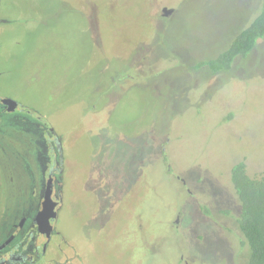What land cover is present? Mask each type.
I'll return each instance as SVG.
<instances>
[{
  "label": "rangeland",
  "instance_id": "rangeland-1",
  "mask_svg": "<svg viewBox=\"0 0 264 264\" xmlns=\"http://www.w3.org/2000/svg\"><path fill=\"white\" fill-rule=\"evenodd\" d=\"M260 4L0 0V100L18 103L0 113V241L54 167L36 264H246L229 174L264 173V37L227 71L195 65Z\"/></svg>",
  "mask_w": 264,
  "mask_h": 264
},
{
  "label": "trees",
  "instance_id": "trees-1",
  "mask_svg": "<svg viewBox=\"0 0 264 264\" xmlns=\"http://www.w3.org/2000/svg\"><path fill=\"white\" fill-rule=\"evenodd\" d=\"M263 37L264 0H261L257 15L232 39L227 48L216 58L197 62L195 68L206 66L212 73L227 71L237 57L245 58ZM229 179L239 204L236 226L249 246L246 264H264V173L249 175L245 162L241 161L231 167Z\"/></svg>",
  "mask_w": 264,
  "mask_h": 264
},
{
  "label": "flooded vegetation",
  "instance_id": "flooded-vegetation-1",
  "mask_svg": "<svg viewBox=\"0 0 264 264\" xmlns=\"http://www.w3.org/2000/svg\"><path fill=\"white\" fill-rule=\"evenodd\" d=\"M164 8V7H163ZM162 8V9H163ZM162 14H163V10ZM173 11L171 9V14ZM164 15V14H163ZM2 19H0L1 21ZM9 105L2 103L0 100V113L1 114H13L15 110L18 108V103L12 109H9ZM22 108V107H21ZM50 161H45L44 166L48 164ZM56 169L50 168L45 172V184L40 193V198L38 202H34L32 204L27 205H18L15 204L13 207V217L11 218L12 224L8 230L4 233V238L0 241V264H36L37 260L41 259L45 254L47 249V245L49 243V239H47L45 233L39 232V226L37 221V212L42 208L41 204H43L44 200V191L49 177L52 178L53 172L55 173ZM52 173V174H51ZM52 187H53V178H52ZM223 190V195L225 201L222 203L225 206H231L233 201L230 199L231 195L225 188H221ZM226 190V191H225ZM42 197V202L40 201ZM57 203V201H55ZM212 204H219L216 201L212 200ZM36 205V206H34ZM56 205V204H55ZM55 206L53 207L55 214ZM11 209V210H12ZM200 212V211H199ZM202 213V212H201ZM207 215V214H206ZM57 216V214H56ZM50 219V224L52 227V233L54 232V221L56 219ZM3 217V216H2ZM2 218H0L1 220Z\"/></svg>",
  "mask_w": 264,
  "mask_h": 264
},
{
  "label": "water",
  "instance_id": "water-1",
  "mask_svg": "<svg viewBox=\"0 0 264 264\" xmlns=\"http://www.w3.org/2000/svg\"><path fill=\"white\" fill-rule=\"evenodd\" d=\"M162 10L164 11L163 12L164 15H167L171 11V9H167L165 7ZM1 102L8 104L10 107L9 109H12L14 106H16V102L11 99H1ZM51 194H52V178L49 177L44 191V200L42 202L43 204H41L42 208L37 212V216H36L37 221L39 222L38 223L39 232L45 233L47 239L50 238V234L52 231V227L49 221L51 218H54L56 216L55 211L53 209L56 202L52 200Z\"/></svg>",
  "mask_w": 264,
  "mask_h": 264
}]
</instances>
